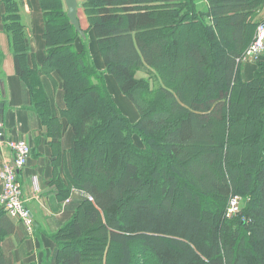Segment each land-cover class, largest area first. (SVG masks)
<instances>
[{
	"label": "trees",
	"instance_id": "16d2710c",
	"mask_svg": "<svg viewBox=\"0 0 264 264\" xmlns=\"http://www.w3.org/2000/svg\"><path fill=\"white\" fill-rule=\"evenodd\" d=\"M40 1L49 47L41 69L57 71L63 79V115L75 133L74 178L89 196L54 237L52 261L104 263L97 256L94 262L90 256L85 259L82 249L90 242L107 241L120 246L118 264H131L132 242L148 249L157 264H264V64L251 81L239 79V58L254 40L249 42L252 25L247 20L264 0H207L212 25L226 20L238 27L233 49L215 58L222 65L226 95H202L201 87L217 89L206 71L209 52L187 42L184 48L195 71L175 92L161 89L166 104L155 114L146 111L152 106L150 92H140L135 73L151 68L173 73L176 52L171 46L176 49L178 44L159 35V10L164 8L172 23L183 0H87L84 5L107 71L140 113L134 123L121 114L106 87L100 91L99 84L91 83L92 75L103 82L104 73L87 67L92 60L87 47L76 49L79 34L60 0ZM14 11H9L6 27L18 48L16 72L46 121L48 97L39 70L23 62L24 28ZM49 121L52 134L58 135L59 123ZM134 134L142 136L145 148L135 144ZM153 187L162 190L159 202L129 197ZM245 192L250 196L246 212L228 218L227 202ZM178 198L204 206L193 213ZM12 230L10 225L8 233ZM86 233L96 239L87 242ZM0 264L10 263L1 256Z\"/></svg>",
	"mask_w": 264,
	"mask_h": 264
},
{
	"label": "crops",
	"instance_id": "0c3cea01",
	"mask_svg": "<svg viewBox=\"0 0 264 264\" xmlns=\"http://www.w3.org/2000/svg\"><path fill=\"white\" fill-rule=\"evenodd\" d=\"M86 1L78 0V17L90 39L93 66L96 71L104 73L107 92L118 109L134 123L140 114L124 95L115 77L107 71L84 10ZM203 3L209 9L208 1L203 0ZM60 5L65 11L64 0H60ZM11 10H15V16L24 28L23 42L27 52L23 62L27 67L39 70V81L49 101V119L60 125L58 135L52 134V121L43 119L41 106L35 104L28 85L16 72L18 48L13 33L6 27ZM261 15L264 19V7ZM45 33V11L40 0H0V104L3 103L0 120L4 133V139H0V161L11 156L5 142L9 138H25L33 150L27 165L19 172V180L24 199L35 219V229L28 231L22 222L0 212V257L4 256L10 264H51L57 248L54 237L72 221V216L81 211L80 207L89 198L74 178L71 151L75 133L63 115L66 108L63 79L57 71L41 69L49 49ZM84 41L82 38L76 40L78 51L83 49ZM259 61H264V55ZM257 69V62H246L242 82L251 81ZM34 179L39 185L38 190L34 188ZM1 189L0 185V192ZM9 224L13 227L10 233Z\"/></svg>",
	"mask_w": 264,
	"mask_h": 264
},
{
	"label": "rangeland",
	"instance_id": "374dc122",
	"mask_svg": "<svg viewBox=\"0 0 264 264\" xmlns=\"http://www.w3.org/2000/svg\"><path fill=\"white\" fill-rule=\"evenodd\" d=\"M84 8H85L84 9L85 13L87 15V10L85 5ZM262 8L259 10L256 9L247 20V24L249 23L252 25L251 27L252 34L249 38V42L250 40L252 41V39L255 37L257 26L261 23H264V19L262 18L261 15ZM164 10H165L164 8H161L159 10L163 18L160 22L161 28L159 35L163 36L170 43L172 39L177 41L176 43L178 44L177 45L178 47L176 49H174V47L171 46L172 50L176 52L172 60L174 70L173 73H169L168 71L165 70L160 72L156 69L151 68L148 69L146 72L137 71L135 73V77L139 81L140 92L141 93L143 91L150 92L148 98L150 99L152 106L150 105L146 106L147 109L146 111L150 112V114H155L157 113L156 111L160 112L161 110H163L165 108L166 101H165V94L162 92L161 89L166 88L175 92L176 91L175 89L179 86V84L182 83L184 78H188L194 73L195 71L194 63L187 57L186 55L187 51L184 48V44L187 42H191L196 45H199L201 48L202 47L207 48L209 52V61H208V66H206V71L210 76H212L213 80L216 82L217 89L216 90L208 89L207 86L201 87L199 90L202 93V95H207V96L210 95L214 99L225 96L226 86H225V79L223 77L222 65H220L219 62L216 63L215 58L218 53H226L227 51H231L233 49L234 47L233 34L238 29V27L226 20L222 21V23L219 26L212 25V18L209 13V9L208 7L205 6L203 0H183L181 2V6L177 8V11L179 13V18L176 19V21H173L172 23L169 19H166ZM209 26L212 27V30H209ZM79 39L80 36H77V40ZM84 46L87 47L88 51L90 52V55L92 56L90 51V39L86 43L84 42L83 47ZM263 55H261V58ZM218 56L221 55L219 54ZM92 60L88 61L87 63V67L90 70H93ZM249 61L250 60L239 61L241 66V70L239 72V79L241 81L243 75V65ZM256 62L258 66L260 63L264 64V61H256ZM95 77L96 76L94 75L91 76L90 78L92 81L91 83L99 84L100 89L98 90L100 91L105 89L103 83L104 81L102 82V78L98 81L97 78ZM244 96L247 95H243L242 97H240L241 100L244 99ZM120 111L121 114H123L125 117L128 118V116L125 115V113H123L122 110ZM137 112H139L138 109ZM133 139L137 146L142 148L146 147L142 136H140L139 134H134ZM162 175L164 176V172H162ZM145 185L147 186L149 185V183L146 182ZM162 195L163 194L160 187H155V188L153 187L148 189L147 192L143 190L140 192L132 193L129 195V197L132 200L146 197L152 201L159 202L160 199L162 198ZM249 197H250L249 193L247 192L238 195L239 213L234 214L236 215L235 216L236 218L246 212L247 202L249 200ZM178 201L181 206L188 205L193 213H197L198 211H201V208L204 206L203 202L200 205L195 206L194 203H187L186 201H182L180 198H178ZM228 206H229V202H227L226 204V208H225L226 211ZM74 216H72V218ZM85 235H86L85 239H87L86 240L87 242L90 240L94 241L96 239L93 237L92 233L91 234L86 233ZM98 236L101 235L98 233ZM131 249H132L131 264H157L151 252L148 249L143 248L140 242H132ZM98 251H100V253ZM82 252L86 257L85 259H87L90 256L91 260L90 259L87 260H90L91 262L97 260L96 256L101 260L103 259L104 263L101 264H118L121 257L120 246L117 243L111 244V242H107V241H102L101 243L90 242L87 244V246L85 244V246H83ZM97 252L101 256H99ZM51 264H58V263L57 261L55 262L52 261Z\"/></svg>",
	"mask_w": 264,
	"mask_h": 264
},
{
	"label": "built area",
	"instance_id": "2783aa9c",
	"mask_svg": "<svg viewBox=\"0 0 264 264\" xmlns=\"http://www.w3.org/2000/svg\"><path fill=\"white\" fill-rule=\"evenodd\" d=\"M264 53V23L257 26L253 42L246 48L239 61H259ZM3 124L0 120V139L3 136ZM11 156L0 161V211L12 220L22 222L28 231L35 229V219L24 199L23 188L19 180V172L27 165L32 155V146L25 138L15 137L5 141ZM35 190L39 189L37 180L34 179ZM239 198L235 196L229 201L226 216L231 218L239 213ZM233 214V215H232ZM245 217H243V220Z\"/></svg>",
	"mask_w": 264,
	"mask_h": 264
},
{
	"label": "water",
	"instance_id": "95a60500",
	"mask_svg": "<svg viewBox=\"0 0 264 264\" xmlns=\"http://www.w3.org/2000/svg\"><path fill=\"white\" fill-rule=\"evenodd\" d=\"M66 6V15L70 24L74 27L75 31L83 40H87V33L81 26L80 19L78 17V0H64ZM3 114V103L0 104V115ZM3 131V130H2Z\"/></svg>",
	"mask_w": 264,
	"mask_h": 264
}]
</instances>
